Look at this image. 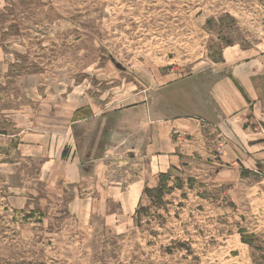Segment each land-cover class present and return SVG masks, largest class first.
I'll use <instances>...</instances> for the list:
<instances>
[{"label":"rangeland","instance_id":"1","mask_svg":"<svg viewBox=\"0 0 264 264\" xmlns=\"http://www.w3.org/2000/svg\"><path fill=\"white\" fill-rule=\"evenodd\" d=\"M252 62L264 141V0H0V264H264V157L211 93Z\"/></svg>","mask_w":264,"mask_h":264},{"label":"crops","instance_id":"2","mask_svg":"<svg viewBox=\"0 0 264 264\" xmlns=\"http://www.w3.org/2000/svg\"><path fill=\"white\" fill-rule=\"evenodd\" d=\"M260 69L257 65H253L252 63H246V65H242L239 68H234V74L233 78H229V80H222L219 81L218 84H216L211 93L214 96V101H216V104H218L220 111L219 116L222 118V123L217 124L218 122H213L215 125L217 124L219 127H221L223 124L226 125V127L234 132L236 134V139H238L239 142H237L239 147L243 150L245 147H248L250 152H255V150H260L261 156L264 157V141L263 139L259 138V132L257 130V127H253L251 129L246 127V125L250 122V115L252 112V103L253 99L257 100L259 99L254 93L255 89L250 88L249 82L252 84L255 83L259 79H263V77H254V72H259ZM248 75V78H247ZM248 79V82L246 83V90L243 89L240 86L241 81H246L244 79ZM234 80V81H233ZM232 81V82H231ZM261 83H258V89L259 85ZM256 85V88H257ZM263 89V84H262ZM220 101H218L217 97ZM219 102V103H217ZM197 117V116H196ZM199 120H195L192 118L193 121H203V119L197 118ZM174 120H181V119H174ZM221 121V119H220ZM168 122V121H167ZM163 122V125H160L156 127L155 133L152 132V138H155L159 141V143L162 146V150L160 151L161 154L164 155H171V152L166 153V151L169 150L171 147V143L169 138L171 137L170 134L174 130L176 126H181L186 130V132H190L192 125H185L186 123H177L178 121H170L169 123ZM253 128L257 130V132L253 131ZM163 130H164V136H163ZM260 131V130H259ZM172 152H174V149H171ZM175 155V154H173ZM174 156H172L173 158ZM239 158V157H238ZM237 159V158H236ZM235 157L233 158V164L238 160H236ZM237 163V162H236ZM239 163V161H238ZM151 166H153V162L151 160ZM168 167V166H167ZM167 167L163 170V172L167 171Z\"/></svg>","mask_w":264,"mask_h":264},{"label":"trees","instance_id":"3","mask_svg":"<svg viewBox=\"0 0 264 264\" xmlns=\"http://www.w3.org/2000/svg\"><path fill=\"white\" fill-rule=\"evenodd\" d=\"M168 179H170V176L166 173H163L160 176V184L158 185V187L153 189L145 188V194L150 198L151 202L154 203V205H162L166 194L171 192V190L173 189L169 187ZM142 210L140 209V211Z\"/></svg>","mask_w":264,"mask_h":264}]
</instances>
